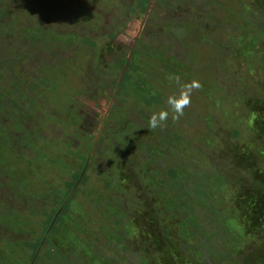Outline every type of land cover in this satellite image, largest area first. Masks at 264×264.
Here are the masks:
<instances>
[{"label":"trees","instance_id":"trees-1","mask_svg":"<svg viewBox=\"0 0 264 264\" xmlns=\"http://www.w3.org/2000/svg\"><path fill=\"white\" fill-rule=\"evenodd\" d=\"M16 1L17 0H0V18L4 17V10L6 12V15H8L9 11L13 10L12 6L7 5L5 7V5L15 4L17 3ZM158 1L160 0H154V6L151 8L150 11V23L148 25L150 31L158 30L156 33H159V29H161L164 31V33H171L172 30L168 31L169 28H177L179 29V33H175L173 37H176V40L179 42V40L181 39L180 31H182V25L176 23L175 28L170 26L164 28V26L160 23H153V20H155L154 15L157 12V4L155 5V3H157ZM194 1L199 2L200 0H186L187 3L192 5V8L194 7L199 11H205L202 5L207 6V0H203V2L199 5L196 2L193 5ZM228 1L229 6L226 12L227 17L225 19H222L220 15L223 12L214 11L213 16L215 17V21L214 23L206 25V28L208 30L205 34V37H211L214 39V41L216 42L215 45L221 47V49L218 50L217 53L222 54V56H224L230 64V66H227L226 69L233 82L229 80L227 82L226 87H224V83H220L222 82V77L219 78L213 73L209 74V80L211 79V85H213L212 79L219 82L218 87L216 85L215 87L217 90H219L217 92L224 97L225 104L227 105V108L225 109L227 111L226 113L228 114V118L225 120L226 124L230 125L229 128L237 125V119L234 117V115H236L237 118H240V116H245L246 119L243 118V121L248 119V112L250 115H253L254 122L252 121V126L251 124H249L248 126V129L250 131L247 130V133H240V130H231L230 133H237V137L234 139V142H232L233 144L229 142L230 140H228V134H225L224 136L223 134L219 135L218 133H212V135H217L214 137L213 142L218 140L219 137V141L215 145H209V142L206 141L205 138H203V142L207 144L196 143V146L193 145V150H190L189 148H191L192 145L189 143L187 144L188 150L185 151H187V153L191 155L192 161H188L189 163H185L189 165V168L182 171H177V163L181 162L180 164L182 165L183 159L180 158V155H182V153L178 151L176 141L180 140L181 136L183 137V139H185V137L183 133H177L178 131L176 129L173 133H169V131L166 130L165 126L170 125L172 128H169V130H173L175 126L180 123V121H178V118L173 119L172 111L171 109H168L171 111V115L168 116L170 119H167V121L161 127L150 129L148 122L151 116L154 113H158L160 111V107L164 106L165 103H167L168 98L167 96L159 95L157 92L153 94L149 90L160 88V91L164 92L163 89L167 86L164 85L162 79H166L168 84L171 83V79H175V81L172 80V84L174 83V85L171 88L173 90L180 91L182 90V87L188 82H185L181 79L177 81L175 76L178 73L183 74L184 72L189 74V72L192 70L189 66L187 67L186 63L180 58L184 54L183 51H181L179 55L175 56L173 55V49H171L170 47L164 48L165 50L163 51L154 47L153 44L155 43L150 42L149 44H146L147 46L144 45V48L148 49V52L146 53L141 48V45L143 46L144 44L142 42V37L144 36L142 33L140 39H138L136 51L134 52L131 62L127 66L126 72L124 73L123 79L121 80V76L123 74V71L125 70V65L127 63L128 56L131 53V49H129L125 44H114V41L116 40L115 37L119 34H122V32L128 26V24L119 23V20L114 17H112L113 22L110 25L105 24L101 26H95L92 23H80L77 25L78 27H85L86 29H91L94 31H100V29L106 30L103 34L106 36V40L108 39L111 42H107V45L101 46V58L97 61V63H100L99 65L101 66V70L98 71L97 69L94 74H91L89 76L88 74L83 73L86 71V65L83 67V70L81 68L79 70L78 76H76L75 80L71 82L69 88V97H71L72 99L66 100L75 101V99H77L73 94V89L75 87L73 86L74 84H77L75 87V89L77 90L76 95L90 93L89 97L93 99H98V97L100 98L101 95L109 94L110 96H108L110 97L111 101L112 99H114L113 105L111 106L110 114L107 116L105 128L103 129V131L105 132L104 135H106L107 137H109V135L112 136L114 142L109 147L107 157L112 160L111 156H115V159L116 156H118V159L113 161L114 166L116 164L117 167L116 171L118 172L119 169L125 171L126 178L128 179V181L134 178L133 182L130 181V185L135 184L137 182V180L135 179L140 178L138 174L137 176L134 175L135 171L139 172V166L136 165L135 159L131 158L134 156V153H130V149L133 147L136 149L140 148V145H138V141H140L142 133H154V142L156 143L155 147H157V150H155L153 147L152 150L149 151L148 149L149 152H147L152 159V163H156L157 161L161 160V156H163L162 154L164 153H166V155H178V159L181 160L176 161L175 166L168 165V167H175V170L176 172H178V174L179 172H181L183 180L189 178L193 180V190L190 191L187 190V188L186 190H184L183 193L188 192L189 195H196L197 193H199V196L202 193L203 198H201V204L204 203L205 205V202H211L212 200H214V197L216 198V196H214V192H216L215 190L217 189V185H219L218 182H221V180H225V177L226 179L230 178L227 181L228 183L232 184L230 198L231 203L233 205V211L227 213L228 215L226 214V217L222 219L224 223H221L219 220L216 221V224L219 225L217 229L221 230L223 234L220 243V247L222 249L217 248V244H214L216 250H214V248L213 250L211 249L212 264H264V0ZM147 2L149 4V2L151 1L125 0V4L131 11V13L127 14L131 16L134 15L135 17H139L142 14L145 15L149 7ZM205 16L206 15H204L203 17L202 14H199L198 19L204 21V23H207ZM238 17L242 18L243 23H239L238 21H236ZM124 18L127 19V15ZM73 27L75 28L76 25ZM209 31H213V36ZM90 41L89 39H85V43L91 45L95 42L98 43L97 40L91 42ZM207 41L210 40L207 39ZM172 43L175 45L173 41ZM205 44H203V46L207 45ZM179 45H181V47ZM203 46L202 49L204 48ZM177 47H180L182 48V50H185V45L182 44L181 41L179 42ZM147 54H149L150 57L157 64V66L154 65L157 71H151V74L147 73L146 71V69H149V66L151 65L150 62L146 60ZM203 54L204 53L201 50L199 54H195L191 57L192 67L194 65H201ZM206 56H209V54H204V57ZM74 58L75 57L73 56L70 58V60L73 61ZM163 58H167L172 64H167L166 67V65H164L165 61ZM90 60L92 61L93 59ZM90 60L87 61V64L89 66ZM161 62L164 65L163 67L168 69L170 72H167V70L164 68H159ZM143 67H145V69ZM142 74L145 75L143 78V81L145 82L142 81L144 87H138L137 81L140 80V77H143ZM146 74L152 77L151 81H149L151 87H148L149 90L147 91L148 93H150L149 95H147V92H142L143 88L147 90ZM46 75L47 73L41 70V72L38 74V77L35 78L36 82L37 78H39V83L37 82L38 84H40L37 88L39 93H41V88L45 90L48 89V84L45 83ZM58 78L62 80L64 79V77L62 78L60 76H52L50 79L53 83L56 82V79ZM120 80L121 85L118 88ZM86 82H88L87 86ZM234 82H236V85H234L233 87ZM54 86L56 85L54 84ZM178 87L181 89H178ZM200 89L201 86L199 87V89L197 88L195 95H198L200 97L199 99H201L200 101L202 102L205 97L202 91L198 92V90ZM116 90L117 94L114 96ZM206 90L203 89L205 93H208V91ZM231 90L233 92H231ZM51 98L52 100L55 99V97ZM160 98L163 101L160 102V104H157L156 100ZM237 98L242 99V101H236ZM131 99L135 101L134 105H128V102ZM121 100L123 101L122 106L118 108V102ZM75 104L76 102H72L71 106ZM203 104H205V101L201 103V108L196 110L200 112L204 107ZM244 106L248 108L247 111H245L244 113L237 112V110L239 109H245ZM54 107L55 106H53V108ZM207 107L209 109L208 105ZM46 108L47 111L45 112V114L49 115L48 113H50L51 107ZM187 108L188 107L184 108L183 110L184 114L183 119H181V122L194 115V113L191 112L193 107L191 109ZM207 110H203L201 112L202 115ZM134 111H137L138 117H140L141 120L144 122V126L142 124H136L134 122L131 123L127 120L126 112L132 113ZM69 112L71 115L72 112ZM144 112H147V114L143 115ZM115 113L116 116L118 115L119 118L126 117L122 122L118 120V124L122 127V129H124V133L128 134V136H126V134L125 137H121L120 139L119 137L115 139L116 136H113L111 134L113 133L111 123H113V119H115V117L113 118V115ZM53 119L54 121H56L55 117H53ZM71 119L73 125L78 124L77 116H71ZM203 123L208 124L209 130H207L206 133H211L210 128L212 127V125L219 126L221 124V120L217 119L215 115H212L210 118H208V121L203 119ZM84 129H86L85 132L88 133L89 128L85 126ZM225 137L229 142L228 144H226L227 142L225 141ZM239 137L242 141L241 146L239 145V141H237ZM216 145L219 149L223 150L225 155H229L230 153V155L232 156L231 161L233 162L232 166H227L228 164L225 165L227 161L226 163L220 164L219 158L221 156L217 157L219 153L215 152L214 155L213 151L210 152L211 150L216 149ZM201 146L205 147V149L203 150ZM208 146H213V149ZM165 147L166 150H163ZM173 147L175 149H173ZM138 151L143 150L139 149ZM75 157L76 155H74V157L72 156L71 158L74 159L76 162ZM87 158L88 155H86L85 158H83L82 156L80 157L79 161L82 164L78 172H76V176L72 177V180L70 179V182H68L71 189H67V191L69 192L66 196L71 193V191L78 182H87L86 177H82L83 167L86 165ZM170 162L171 161H169V164ZM212 164L214 166L216 164V168L218 171H216V169H213ZM223 164L225 166H223ZM218 165L220 167H223L226 171L222 173V168L220 169ZM148 169L149 167L147 164V160L145 162H141L140 172L144 171V173H146V177L150 178V172H147ZM216 176H219V178H215ZM213 178L216 179L217 182L214 181ZM78 185L80 186L81 184ZM182 187L184 186L182 185ZM168 189H165L167 194L172 193L170 191L168 192ZM177 194H179L178 191ZM76 195L77 193L75 191L72 197H75ZM209 197L213 198L209 199ZM64 202L62 204L60 203L59 206H56L54 208V213L52 214L51 220L49 217H46L48 222L43 225V228L40 227L38 229L31 225V227L27 229V234L34 235V238L36 236L35 240L37 241V247H41L42 244L44 245L46 241H48L52 236H55L57 234V231L59 230L58 228L61 227V225L63 224L62 212H64L65 207L68 205V202L65 205ZM193 203L198 205L192 206L193 210L196 211L198 209L200 211V216L206 213L204 210L201 209L202 206L199 202H196L194 200ZM212 211L213 216H216L213 209ZM220 211L222 212L223 210ZM208 220L212 223L214 218L211 220L210 217H208ZM52 222L53 226L51 228ZM50 228L51 231L46 238L47 231ZM218 234L220 235V233ZM165 237L167 238V235H165ZM45 238L46 241L43 242ZM39 247L37 249H39ZM173 248L174 250L177 249L175 247ZM178 251L184 252V249L182 248ZM151 252L152 251H150V254ZM24 253H26V251H23V254ZM15 254L16 253L12 255L16 256ZM179 259H182V257H180ZM30 262L31 261H29V264ZM181 264L189 263L186 262L185 258L184 262H182Z\"/></svg>","mask_w":264,"mask_h":264},{"label":"rangeland","instance_id":"rangeland-1","mask_svg":"<svg viewBox=\"0 0 264 264\" xmlns=\"http://www.w3.org/2000/svg\"><path fill=\"white\" fill-rule=\"evenodd\" d=\"M51 1H54L53 3H57L56 2L57 0H51ZM204 1H206V0H204ZM34 2L36 5L38 4V0H34ZM61 2L63 3V0L59 1V3H61ZM195 2L196 1L193 2V5ZM202 2H203V0H200L199 2H196V3L199 5ZM206 2L208 3L207 6L202 5L203 8L205 9V11H199L198 9H196L194 7L192 8L191 7L192 5L187 3L186 0H160L157 3H155V5L157 4L156 5L157 12L154 15L155 20H153V23H155V22H157L158 24L160 23L164 26V28H166L168 26L175 28L176 23L182 25V31H180V33H181L180 38L181 39L179 40V42L181 41V43L185 45V50H182V48L177 47L179 42L176 40V37L175 38L173 37L175 33H177V34L179 33V29L169 28L168 31L172 30V32L171 33L170 32L165 33V34H164V31L161 29H159L160 30L159 33H156L158 30L150 31L148 24L145 25V28H144L145 30L143 29V35L145 37L144 36L142 37L143 38L142 42L144 44H143V46L141 45V48L146 53L148 52V49L144 48L145 47L144 45L149 44L150 42L155 43V44H153V46L158 48V49H161L163 51L165 50L164 48L170 47L171 49H173V55H175V56L179 55L180 52L183 51L184 54L180 58L186 63L187 67L189 66L191 68L192 71H190L189 74L186 72H184L183 74L178 73L175 77L176 78L178 77L179 80L181 79L185 82H188L185 85H189L193 81H195L197 83L202 81L203 86L201 87V89H204V90H206V86L204 83L206 81H208L207 86L210 88V89L206 90V91H208V93H205V91L201 90L203 92L204 97H205V99H203L202 102L205 101V104H203L204 107L200 112L196 109L201 108L202 102L200 101L201 99H199L200 97L198 95H195L197 88H193L191 90V92L189 93L190 102L186 107H188L189 109H191L193 107L191 112H193L194 115L189 117L185 121H182V122H181V119H183V116L178 117V121H180V123L177 124L173 130H169V128H172L170 125L165 126L166 130H168L169 133L170 132L173 133L176 129L178 131L177 133H183L184 137H185V139H183V137L181 136V139L176 141L178 151L180 153H182V155H180V158L183 159L182 165L180 164L181 162L177 163V166H178L177 171L178 170L182 171V170L189 168V165H187L185 163H189L188 161H192L191 155L188 154L187 151H185V150H188L187 144L190 143L192 146L189 149L193 150V147L196 146V143L207 144V143L203 142V138H205V140L209 142V145L210 144L215 145L219 141V137H218V140L213 142L214 137L217 135H212V133H214V134L218 133L219 135L223 134L224 136H225V134H228V137H229L228 140H230L229 142H231V144H233L232 142H234V139L237 137V133H235V132L230 133L231 130L235 129V130H240V133H247V130H249L248 129L249 124H251V126H252V121L254 122L253 115H250L249 112L247 113L248 119L244 120V121H243V118L246 119L245 116H240V118H237L236 115H234V117L237 119V125L236 126L229 128L230 125H227L225 122V120L228 118V114L226 113L227 111L225 110L227 108V105L225 104L224 97L217 92L219 90H217L215 87V85L218 87L219 82L212 79L213 85H211V79L209 80V77H210L209 74L213 73L215 76L220 75L219 78L222 77V82H220V83H224V87H226L227 82L229 80H231V77L227 73V70H226V67L230 66V64L228 63L227 59L224 56H222V54L217 53V51L220 50L221 47L220 46L218 47L215 45L216 42L214 41V39H213V41H207V39H210V38L205 37V34L207 33V30H208L206 28V25H209L210 23H214V21H215V17L213 16L214 11L223 12L220 15V17H222V19H225L227 17L226 12H227V8L229 6V1L228 0H207ZM117 3L119 5V8H121V10L125 13H122L121 11H116V13H114L113 17L118 19L119 23H125L126 18H124V17L127 15V13H131V11L128 9L127 5L125 4V0H117ZM199 14H202L203 17H204V15H206L205 19H206L207 23H204V21H201L198 19ZM144 20H145V16L143 14L140 15L139 17L133 18L130 21L131 23H128V26L126 27V29L124 31L122 30L123 31L122 34H119L115 37L116 40L114 41V44H117V43L125 44V45H127V47L129 49H132L134 47L133 44H134L135 40L137 38H139L137 36L139 35V33L142 29V25H143ZM236 21H238L239 23L240 22L243 23V20L240 17H238ZM107 22H109V21H107ZM51 24H52V27L55 26L54 25L55 22H52ZM27 26H30L31 29L34 28V26L29 24V23H27ZM73 26L74 25H71V27H69V30H68V34H70V36L63 35L60 38V37H57L55 34L48 33L42 37L44 40L43 41L44 45H42V43L39 42L34 47H31L32 55H31V65L29 67L30 68L29 74H31L32 78L38 77V74L42 70L41 69L42 63H44V65L49 63V60H46L48 54L51 52V49L49 48L48 44L52 45V49L55 52L57 43H59L60 41H64V40L68 41L67 45H69L71 47H73L72 46L73 42H70L69 40L75 39L79 43H81L82 46L85 44L89 45V46L93 45L94 47H96V50L98 49L97 46H99L98 45L99 43L106 42V36L103 34L106 30H101L100 27H99L100 31H94L91 29H86L85 27H78L77 25L75 28ZM209 32L213 36V31H209ZM153 33H155V34H153ZM156 34H158V35H156ZM77 35L82 36V37H86V38H92V39H94V37H98L99 40L97 41L98 43L95 42V43H92V45H91L88 43H84L85 42L84 38L79 39V38H77ZM140 35H141V33H140ZM153 36H154V38H153ZM12 39L14 41H16L15 38H12ZM172 41L175 43V45L172 43ZM12 44H14V43L12 42ZM54 44H56V45H54ZM203 44H205L206 46H203ZM74 45H75V43H74ZM202 46L204 47L203 49H202ZM7 49L8 48L6 47V44H5V48L3 49V51L6 52ZM74 49L76 50V47ZM201 50L205 55L209 54V56L204 57V54H203L201 65H194L192 67L191 57L194 56L195 54H199ZM16 52H18L19 54H22L24 52V50L22 48H20V46H19V50L18 51L16 50ZM13 55L15 56V53ZM73 55L75 57L73 59V61L68 59L62 63L57 62L56 64H52L50 66L51 68L48 67L49 69L47 71V75L45 78V83L48 84V89L47 90H45L43 88L40 89L41 93L39 95H36L37 100L35 101L37 103L36 105H39V106H32L33 111H39V112L40 111H42V112L47 111L46 106H41V105H43V103H45V101H46L45 97H47V96L55 97V99L53 100L54 103H58V102L66 100V99H72L71 97H69L70 96V89L69 88H70L71 82H73V80H75V77L78 76L79 70L81 69V63L83 61H85L84 56L87 57L88 54L79 53L78 51H74ZM82 55H84V56H82ZM16 56L18 57V54ZM146 57H147L146 60L149 61L151 64L149 66V69L148 68L146 69L147 73L151 74V71H157V69L154 67V65L157 66L155 61L150 57L149 54H147ZM60 58H61V52H60ZM163 59L165 61L164 65H166V67H167V64H172L171 62H169V60L167 58H163ZM88 60H90V59H88ZM127 62H129V61H127ZM126 65H127V63H126ZM126 65H125V68H126ZM164 65L161 62L159 65L160 69H163ZM16 68L19 69L18 67H15L12 65L9 67V65H7L5 68L0 67V72L4 73V72H7L6 70H12L15 73L14 75L16 77L15 83H18L16 73L23 71V69L16 70ZM25 68H27V67H25ZM164 69H166V68H164ZM26 70H28V68ZM166 70H167V72H170L168 69H166ZM62 73L64 74V79L62 80V79L58 78V79H56V82L52 83L50 78L52 76H62ZM82 74H81V76H82ZM18 76H19V74H18ZM142 76L143 77H140L139 78L140 80L137 81L138 87H140V86L144 87V85L142 84V81H143V78L145 75L142 74ZM38 79L39 78H37V82L39 83ZM151 79H152V77L147 75V78H146L147 90L143 88L142 92L143 91L147 92L149 90L148 87H151V85L149 84V81H151ZM162 80H163L164 85L167 86L166 88L164 87V89H163L164 92L160 91L161 90L160 88L159 89L156 88L154 90H149V91H151L153 94L155 92H157L159 95L167 96V98H169V97H173V96L179 97L182 90L183 91L187 90L184 88L185 85L182 87V90H180V91L173 90L171 88L174 85V83L172 84V80L175 81V79H171V83H169V84H168L166 79H162ZM231 81L233 82V80H231ZM37 82L34 84L36 89L40 85ZM143 82H145V81H143ZM54 84L56 86H54ZM87 84H88V82H86V86H87ZM76 85L74 84L73 86L76 87ZM234 85H236V82L233 83V87H234ZM75 87L73 89V94L77 98V99H75V101L69 100V104L67 106H64V107L54 105L58 111L55 109V107L53 109L51 108L50 112H51V114L53 113L56 122H59L60 124L63 122V120H64L63 115L66 113L68 114V112L70 111L69 107H71L72 102L73 103L76 102L77 104L79 103L82 107V110H84L85 115H87V114H88L87 116L90 115L89 116L90 120H88L89 123H93V119L91 120V117H93V115L96 116V120H98L99 118L103 119V117L107 113V110L109 108V104L111 103V99L109 97L110 95L109 94H108L109 96L108 95H101L100 98L98 97V99L97 98L93 99V98L89 97L90 93H87V94L84 93L82 95H76L77 90L75 89ZM235 88H236V86H235ZM178 89H181V88L178 87ZM231 92H233V91L231 90ZM149 94L150 93L147 92V95H149ZM134 97H135V95H134ZM161 98L156 100L157 104H160V102L163 101ZM237 100L242 101V99H240V98H237L236 101ZM206 101H207V104H206ZM122 103H123L122 100L119 101L117 107L120 108L122 106ZM134 103H135V101H133V99H131L128 102V105H134ZM207 105L209 106V109H208ZM41 107H42V110H39ZM168 109H170L168 103H165L164 106L160 107V111H168L169 115H171V111ZM203 110H207V111L205 113H203V115H202L201 112ZM247 110H248V108L245 107V109H239V110H237V112L244 113ZM146 114H147V112L143 113V115H146ZM69 115H70V112H69ZM72 115H73V112L71 113V116ZM172 115L174 116L175 113L172 112ZM212 115H215L217 119L221 120V124L219 126L218 125H212V127L210 128L211 133H206L207 130H209L208 124L203 123V119L208 121V118H210ZM71 116H70V118H71ZM114 117H115V119H113ZM126 117H127V120L130 121L131 123L134 122L136 124H142L144 126V122L141 120L140 117H138L137 111H134L132 113L126 112ZM126 117L119 118L118 115L116 116V113L113 115V118H112L113 123H111V128L113 130L112 131L113 133H111V134L113 136H116L115 139L117 137H119V139L121 137H125V135L127 134V133H124V129H122V127L118 124V120H120L122 122ZM169 119L170 118L168 117V120ZM93 129L91 127V129H89L88 132L89 133H96L97 129H95V131H93ZM212 129H214V130H212ZM52 130H53V133H60V134L62 133V130L58 129V127H56V129H52ZM103 133H105V132L103 131ZM104 136H105V138H103L102 142H100L98 145V147L102 146L101 149L103 150V151H101L102 153L100 152V154H101V166L100 165H99V167L96 166L95 169L92 171L91 180H88L86 182V184H85V182H82V183L78 182L70 193V194H72L73 192L76 191V193H77L76 196H79V195L81 196L83 189L88 187L85 190V194L87 196L85 198V200L92 199L91 201H92L93 205H95V207H98L100 205L99 210H106L105 207L103 206V204H105V202H104V199L101 198L99 195H95L96 190L97 189L104 190L102 185L105 181L108 184H106L104 186V188L108 190L109 184H113L115 181V178L118 179L119 180L118 183L121 184L122 183L121 177H122V175H125V171L120 170V169L118 172L115 170V172L117 173V176L114 175V172L110 174L109 169L111 167V162H110V158L107 157V152H108V148L114 142H113L112 136H109L107 138H106V135H104ZM126 136H128V134ZM220 138H222V137H220ZM228 140L225 137V141L227 142L226 144L229 143ZM64 141H65V139L61 142L64 143ZM237 141H239V145L241 146L242 141L240 140V137L237 139ZM73 143L74 144H72V145L77 146L75 144V141ZM64 144H65L64 145L65 149H67V145H69V144L68 143H64ZM138 145H140L139 149H142L143 151H138L139 149H136L133 147L130 149V153H132V154L134 153L133 154L134 156L131 158L135 159L136 165L139 166V172L135 171L134 175L137 176V174H138V176L142 177L141 173L143 175H145V173H144V171L140 172L141 162H145L148 159L152 160L150 155L147 152L152 150L153 147L155 150H157L156 149L157 147H155L156 143L154 142V133H142V137H141L140 141H138ZM80 146L82 147V144ZM208 147L213 149V146H208ZM208 147H207V149H208ZM201 148L203 150L205 149V147H203V146H201ZM148 149H149V151H148ZM212 151H213L214 155H215V152L219 153V155L217 157L221 156L219 158L220 164L226 163V161H227V163L225 165H227V164H228L227 166L233 165V162L231 161L232 156L230 155V153H229V155H225L223 150L219 149L217 145H216V149H213L210 152H212ZM3 155H4L3 153L0 154V156H3ZM162 155L166 158L161 159V160H163V163H160L162 168H163V173H160V176H161L160 178L166 177V180H165L166 183L167 182H175L177 184L182 183L181 187L183 185L185 188H188L187 190H190V191L193 190V187H192L193 180H191V178L183 180L181 172H179V174H178V172H176V170H175V167H173V168L168 167V165L175 166L176 165L175 162L178 160H181V159H178V155L177 156L166 155V153H164ZM38 156H41V154H38ZM47 157L48 156H46L45 154L43 155L42 159L44 158V161L42 164H44V165L48 164L49 165L48 167L53 168V170L51 171V177H49V180L53 181V185L56 189L61 187L60 189L63 192V193H61V196H60L61 198L56 201V204H54V206L59 205L64 200H65L64 203L68 202V204L70 205L72 201H70L69 197H67L65 199V196H64V194L66 195L69 192V191H67V189L68 190L71 189V187L69 186L67 178H70L72 180V177L76 176V172H78V170L80 169V166L82 164L79 161L81 156L76 155V157H75L76 162H75L70 157V155H68L65 152L64 153H62V152L57 153L56 152V159H53L52 153H51V154H49V159H50V162L53 164L46 163ZM117 159H118V156H117ZM26 160H27L26 157L23 155V153H21L20 158L16 157L13 164H14V166L18 167V164H17V162H18L20 165H22V167H25L27 165ZM169 161H171L170 164H169ZM157 163H159V162L157 161ZM37 164L41 165V163H39V162H37ZM225 165L223 164V166H225ZM17 167H14L12 169V171L15 170L14 172H10V175H11L10 180L12 179L13 174L14 175L18 174L17 170H16ZM112 169H113V167H112ZM213 169H216V171H218L216 168V164H215V166L213 165ZM220 169H221L222 173L226 171L223 167H220ZM215 178H219V176H216ZM1 179H3V178L0 177V180ZM42 179H43V175L41 174V175H39V181ZM229 179L230 178L226 179V177H225V180H221V182L220 181L218 182L219 185H217V189L215 190L216 192H214V196H216L217 199L214 197V200H212L211 202H205L204 201L205 205H204V203L201 204L202 203L201 198H203L202 193L200 194V196H199V193H197L196 195L195 194L189 195L188 192L183 193L184 190H186V189H182L181 192L179 194H177V200L180 201V204L182 206L183 211L188 212L191 215L189 217V219H195L196 220L197 218L200 217L198 219L197 227L192 228V226L189 224L192 222V220L187 221L186 224H189L186 227L187 233L185 232V235L181 236L182 240H179V238H178L175 241V242L179 241L178 245H177V246H179V248H181L180 244L184 243V239H187L189 242H191L190 244H187V245H188V248L190 245L194 249V253H196L194 263L212 264L211 253L208 252V246H213L214 244H217L216 245L217 248L222 249L220 247L221 246L220 243H221V240H222L221 237L223 236V234H222L221 230L217 229L219 227V225L216 224V221L219 220L221 223H224L222 221V219H224L226 217L227 213L233 211V208H232L233 205L231 203V198H230L231 197V191H232V184L228 183L227 180H229ZM39 181H38V183H39ZM162 181H164V180H162ZM214 181H216V179H214ZM5 182H7V181H5ZM19 184L21 185V188H23V184L21 182H19ZM78 184H81V185L79 186ZM84 184H85V186H83ZM160 184H161V182H160ZM123 185H124V183L122 185H120L119 187H116L115 190H119V188L121 186L123 187ZM6 187L9 188V192H8V190L5 189V191H7V193L6 194L3 193L2 197L6 198L7 200L10 201L12 199H10L9 196L12 194L13 202L16 201V204H18V206L16 207L17 209L15 210L18 212L17 217H12V218H13L15 223L20 224L21 231L23 233H27L26 232L27 228L24 226L27 225V222H28V220L26 219V216L29 213V211L27 209H29L30 205H31L30 208H32V210L37 211L38 213H42L43 211H49L50 206H52V205L49 204L48 202L40 203L38 201V203L34 202V204L30 203L29 205L27 203H25L24 204L25 208H24L23 204L20 205V203L23 202L22 201L23 197L22 196L18 197V195H16V192H14L13 185L10 186V185L6 184ZM109 194H111V193L105 192L104 196H106L108 198ZM136 194H137V189H136V187L133 186L131 188L130 192L119 200L122 202L117 203V204H121L123 206V208L128 211L127 213H131L129 206L131 209H133V207L129 204L136 198V196H135ZM53 197H55V196H53ZM211 198H213V197H209V199H211ZM85 200L81 201L80 203H81L82 207L84 206L88 212L89 209L91 210L92 205L88 204ZM189 200L190 201L195 200L196 202H199L202 206L201 209L204 210L207 214L205 213V214L200 216V211L197 209L196 214L198 217H196L191 212V211H193V209H191L189 206V203H190ZM112 205H115V203H112ZM194 205H197V204L194 203ZM67 207L68 206H66L64 209V212H62V214H63L62 215V223H66V225H67L70 222V220H72L70 222V225L75 227L77 222H80V221L82 223L85 222V219H82L81 214L74 211V210H73L74 211L73 214L71 213V214L64 215V213L67 212ZM106 207H108V205ZM18 209H20V210H18ZM212 209L214 210V213L216 214V216H213ZM219 209L223 210V211L221 212ZM61 211H62V209H61ZM25 213H26V215H25ZM96 213H97L96 217H99V221L100 220L102 221L104 219V216L100 215L101 212H96ZM131 214H133V215H130V217H132L133 219H131L127 223H125L124 226L120 229H121L122 235L125 239H126V237L128 238V236L131 234L132 236H134V237H132V239L134 241V239L136 237V234L134 232L136 230H138L139 228L140 229L144 228L145 223H146V219L143 217L142 213H131ZM5 217H7V215H4V216L1 215L2 219H4ZM49 217H51V213H49ZM208 217H210L211 220L214 218L212 223L209 222ZM205 219L207 221H205ZM50 220H51V218H50ZM52 224H53V222H52ZM39 225H40V215H35L32 226L39 229L40 228ZM50 231H51V228L47 231L46 238H47L48 234L50 233ZM13 232H15V231H13ZM218 233H220V235ZM215 234H218V235H215ZM12 235H13V233L11 234V237H12ZM89 235H95V233H90ZM99 235L100 234H96L97 237H102ZM31 236L32 237H29L30 239H27L28 238L27 235H25V236L22 235L21 240L19 241L18 244L12 242V240L8 241V243L11 245L13 250H11L12 252H9V255H5V257H3L2 260H0V264H7L10 256L12 254H14L15 252H16V256L12 255L10 258L11 260H16L17 263L21 262L23 264H29L30 253L28 251H26V253L23 254V251H16V249H19V250H20V248L23 249V246L25 245V247L27 246L28 248H30L32 246L31 250H33L35 248L36 243H34L31 240V238H33L34 235H31ZM143 236L146 238L147 232H143ZM172 238H173V235H171V239ZM22 239H24V240H22ZM8 243H7V245H8ZM65 243L68 245V249H69V252L67 253V255L70 256L73 253V257L75 256V258L77 259L79 254L82 252V254L85 253V255H86L85 256L83 254V256L85 258L83 260H81L82 262H85L84 264H90L91 262L93 263L94 260L96 261L94 254H97V253L96 252L91 253V251L88 252V248H86L83 245V243H81L78 240V238L76 237V234H70V237L68 238L67 241L65 240ZM50 245H52V244H50ZM52 252H54V251H51V253ZM59 252H60L59 253L60 256L59 257L57 256V258L58 259L60 258V260H56V261H60L59 264H74L73 261L68 263L65 260V257L67 258V255L65 257H63L64 255L61 256V254H63L64 250L59 249ZM102 252L105 253L106 250H102ZM169 252H171L173 254L176 253L177 256L182 257V259H179V261H176L174 258H168L166 256V261L170 262L171 264H179V263L184 262V260H185L184 252H186V250L184 252H179L178 250L169 251ZM39 253H40V249H37L36 256H38ZM134 253L136 256H137V254H139L137 250H135ZM189 253L192 254V252H189ZM146 254L147 253H145L144 256H146ZM166 254H167V250H166ZM151 255H152V253H151ZM73 257H71L69 260H72ZM32 262H34V261L32 260L30 262V264H33ZM37 264H39V262H37Z\"/></svg>","mask_w":264,"mask_h":264},{"label":"crops","instance_id":"crops-1","mask_svg":"<svg viewBox=\"0 0 264 264\" xmlns=\"http://www.w3.org/2000/svg\"><path fill=\"white\" fill-rule=\"evenodd\" d=\"M59 1L60 0H57V3H53L54 1L51 0H38V4L36 5L34 0H17V3L15 4L5 5V7L7 5L12 6L13 10L9 12L7 11L8 15H6L4 10V17L0 18V67L5 68L7 65H9V67L12 65L18 67L19 69H23V71L16 73L18 83H15L16 77L12 70H6L7 72L4 73L0 72V148L2 150L0 151V154H4L3 156H0V177L3 178L0 180V231H15L12 237H6V235L2 237L0 235V260H2L5 255H7V252L9 255V252L13 250L8 241L12 240V242L18 244L22 235H27V239L32 237L30 234L23 233L20 229V224L15 223L12 218L17 217L18 212L15 210L17 209L16 207L18 204H16V201L13 202L12 194L9 196V198L12 199L10 201L2 197L3 193H7L5 189L9 192V188L6 187V184L10 186L13 185L16 195H18V197H23V202L20 203V205L23 204L24 208L25 203L29 205L30 203L34 204V202L38 203V201L40 203L48 202L52 205L49 209L50 212L43 211L42 213H38L37 211L30 208L31 205L29 209H27L29 211L26 216L28 222L24 227L29 229L33 224L34 216L40 215L39 227L43 228V225L48 222L46 217H49V213H51V217L49 218H52L54 208L56 207L54 204H56V201L61 198V193H63L60 189L61 187L56 189L53 185V181L49 180L53 168L48 167V164H42L44 161V158L42 159L43 155L45 154L48 156L46 158V163H51L49 159V154L51 153L53 159H56V152H65L70 155V157H74V155H80L85 158L86 155L90 154V149L93 144L97 145L96 152L100 153L103 151L101 149L102 146L98 147L99 143L102 142V139L105 138L104 133H102L103 130L101 134L97 132H85V123L90 115H85V112L82 110V107L79 103L72 105L71 107L73 108L69 107V110L74 113L72 116L76 115L78 117L77 125L72 124V119L70 118L71 115H69V113L63 115L64 120L60 124L59 122L54 121V115L53 113L51 114V112L48 113L49 115H46L45 112L42 111H33L32 106H39L36 105L37 103L35 101L37 100L36 95H39L40 93L34 86L36 83L35 78H32L31 74H29L32 55L31 47H34L39 42L44 45V40L42 37L45 34L52 33L60 38L63 35L70 36V34H68V30L71 25L75 26L80 23H92L95 26L105 25V22L112 18L116 11H123L121 8H119L117 0H63V3H59ZM128 17L125 20V24L131 23L130 18H135L134 15H128ZM51 21L55 22L54 27H52ZM27 23L33 25L34 28L31 29L30 26H27ZM12 38H15L16 41H14ZM78 38H84V40L89 39V41L99 40L98 37H94V39H92L78 36ZM69 41L73 42L72 46L74 48L76 47V50L73 47L67 45L68 41L65 40L57 43L55 52L52 49V45L48 44L51 52L48 54L46 60H49V63L45 65H43V63L41 65L42 71L47 73L52 64H56L57 62L62 63L68 59L70 60V58L74 56V51L88 54L87 57L82 55L85 57V61L81 63V68L83 70L85 65L88 67L87 69L85 66L86 71L83 72L84 74H89L90 76L91 74H94L97 69L98 71L101 70V66L99 65L100 63H97V61L101 58V46L107 45L111 42L110 40L107 39L106 42L99 43L98 50H96L94 46H89L86 44L82 46L81 43L75 39ZM12 42L14 44H12ZM5 44L8 48L6 52L3 51ZM19 46L24 50L22 54L16 52V50H19ZM14 53L15 56L13 55ZM17 54L18 57L16 56ZM88 59H93L90 61V66L87 64ZM25 67H27L28 70H26L27 68ZM19 69L16 68V70ZM60 77L63 78L64 74L62 73V76ZM45 100V103H43L41 106L51 107L52 109L54 105L64 107L69 104V100H64L56 104L53 102L51 96L45 97ZM113 102L114 99H112L111 103L109 104L110 108L113 105ZM39 110H42V107ZM56 127L62 130L61 134L53 133L52 129H56ZM89 129H91V127ZM93 131H95V127ZM64 139V143L69 144L67 145V149L64 147L65 144L61 142ZM74 141L77 146L72 145L74 144ZM81 144L82 147L80 146ZM21 153H23V155L26 157L27 165L22 167V165L17 162L18 167L14 166V160L16 157L20 158ZM38 154H41V156H38ZM37 162L41 163V165L37 164ZM14 167H17L16 170L18 174H13L12 179L10 180V172L15 171H12ZM41 174L43 175V179L39 181V175ZM67 179L68 182H70V178ZM19 182L23 184V188H21ZM86 188L83 189L84 192L82 191V197L80 195L72 197L75 192L72 194L69 193L70 195L68 196H66L67 194H64L65 198L69 197V199H71L70 201L74 199L77 201V203L79 202L78 205L73 207V210L81 214L82 219H85L84 223L81 221L77 222L75 227L70 225L72 220H70L69 223L67 222V225L66 223H63L61 227L58 228L59 230L57 231V234L48 240V245L42 244L41 247L38 246L40 249L38 256H36V251L38 248L36 245L37 241L35 240L36 236L35 238L33 237L34 240L31 238V240L36 243L33 250H31L32 246L28 248L24 245L23 249L20 248L19 251L31 250L30 261L33 260V264H37V262H39V264H59L60 261H56L60 260V258H57V256H60L59 249L64 250L63 254H61V256L64 255L63 257H65L69 252L68 245L65 243V240H68L70 234H76L78 240L83 243L86 248H88V252L91 251V253H97L94 254V257L97 259V264H99V256L101 255L102 250L107 249L111 241H117L123 243L125 246L132 247V237L134 236L129 233L130 235L125 239L120 228H122L129 220L133 219L130 217V215L133 214L127 213L128 211L125 210L122 205H116L115 209L110 210V205H112V201L114 202L111 196L117 197L120 200L121 198L119 197H122L123 194L118 190H113L112 194H109L107 198L104 196V193L106 192L105 190L97 189L95 195H99L104 199L105 204H103V206L106 209L99 210L100 205L95 207L91 201L92 199L85 200L87 197L85 194ZM82 200H85L88 204L92 205L91 210L89 209L87 212L84 206L79 207ZM63 202H61V204ZM74 203L76 202L74 201ZM107 205L108 207H106ZM73 210L71 212L72 214L74 213ZM114 211L115 215L112 214ZM96 212H101V216H107L110 219V225L107 227V230L98 233L100 234L99 236L102 237H97L96 234L89 235L90 231L86 229L87 222L90 224L89 218L96 217ZM1 215H7V217L2 219ZM51 226H53V224H51ZM15 237L17 238L14 239ZM44 241H46V239L43 240V242ZM16 251L18 250L16 249ZM51 251L54 252L51 253ZM141 251L142 253H149L150 250H148L146 247L144 249V247L141 246ZM83 254L85 255V253ZM83 254L81 252L76 259L75 256L73 257L72 253L70 256L67 255L65 260L68 263L73 261L74 264H84L85 262L81 261L85 258ZM71 257H73V259L69 260ZM93 263L95 264V260ZM93 263L91 262L90 264ZM7 264L18 263L16 260H11L9 258ZM19 264H21V262Z\"/></svg>","mask_w":264,"mask_h":264},{"label":"flooded vegetation","instance_id":"flooded-vegetation-1","mask_svg":"<svg viewBox=\"0 0 264 264\" xmlns=\"http://www.w3.org/2000/svg\"><path fill=\"white\" fill-rule=\"evenodd\" d=\"M150 1L151 2H149V4L147 2L149 7H148V11L145 13V20L143 21L142 29L140 31L141 34L143 33V29L145 28V25L146 24L149 25L150 23V11H151L150 8L154 6V0H150ZM128 15L129 14H127V17ZM130 20L132 19L130 18ZM108 21L109 22H105L106 25H110L113 22V19L110 18L108 19ZM140 33L137 36L139 38H137L135 40V43L133 44V46H136V48H137V43H138L137 41L138 39H140V36H141ZM209 38H210L209 40L212 41L213 38L211 37ZM179 46L181 47V45ZM143 68L145 69V67ZM218 77H220V75ZM204 84L206 86V89H210L207 86V81ZM199 85L201 87L203 86L202 81L199 82ZM201 90L203 89H200L198 91L200 92ZM110 110L111 108L109 107L107 110L108 112L103 117V119L99 118L98 120H96V116L93 115V117H91V120L93 119V123H89L88 120L90 119L88 117L85 123L86 127L88 128L92 127V129L95 127V129H97V133L101 134L102 130L105 128V125L107 122V116L109 115ZM96 147L97 145H94V144L92 145L90 149V154L88 155V158H87L86 165L83 167L82 177L85 176L87 181L91 180V174H92V171L95 169V167L96 166L99 167V165L101 166V154L96 152L97 150ZM173 149L175 148L173 147ZM163 150H166V147ZM0 151H2L1 148H0ZM111 158L112 160H110L111 167L109 169V172L110 174L114 172V175L117 176V173L115 172L117 167H116V164L114 166V163H113V161L117 159V156H116V159H115V156L113 157L111 156ZM162 158L164 159L166 157L162 156ZM158 162L159 163L157 162L152 163L151 160L148 159L147 164H148L149 169L147 170V172L148 171L150 172V178L146 177V173L145 175L141 173L142 178L140 177V178L135 179L137 180L135 184L130 185V181L133 182L134 178L128 181V179L126 178V173L125 175L121 174L122 175L121 184L118 183L119 180L115 178L114 183L109 184L108 190L104 188V186L108 183L106 181L103 183L102 185L103 189L107 193H111V194H112V191L115 190L116 187H119L120 185L124 183L123 187L121 186L118 190L120 193L123 194L122 197L120 196L119 198H123L125 195H127L133 186L136 187L137 189V194L135 195L136 198L133 201L131 200L132 202L129 204L133 207V209H131L130 206H129V209L131 213H142L143 217L146 219V223L143 229L139 228L138 230L134 232L136 234V237L133 241L132 247L125 246L123 243H120L117 241H114V242L111 241L108 248L105 249L106 252L105 253L101 252V255L99 256V264H171L170 262L166 261V256L168 258H174L176 261H179V258H180V256L178 257L176 253L173 254L169 252V251H174L173 247L177 248L175 250H181V248H183L184 251L186 250L185 252L186 262H188L189 264L194 263L196 253H194V249L190 245H189V248L187 245V244H190L191 242H189L187 239H184V243L180 244L181 248H179V246H177L179 241L178 242H175V241L178 238L179 240H182L181 236L185 235V232L187 231L186 229L187 225L190 224L192 228L197 227L198 219L200 217L197 218L196 220L189 219L191 215L188 212L183 211L180 201L177 200V191L180 193L182 189H187V188L181 187L182 183L180 184H177L175 182L166 183L165 182L166 177L160 178L161 177L160 173H163V168L160 163H163V160H159ZM85 184L83 186H85ZM166 188L167 189L169 188L168 192L170 191L172 193L167 194L165 190ZM111 198L114 200V202L112 201V203H115V205H110V210L115 209L116 205H121V204H117V203L122 202V201H119L117 197L111 196ZM74 201L76 203H74ZM78 204L79 202L77 203V201L73 199L71 204L67 205L68 206L67 212L64 215L70 214L73 210V207ZM192 205H194V203L193 201H190L189 206L191 209H193ZM79 207H82L81 203ZM191 212L196 217H198L196 214L197 211L193 210ZM114 213L115 211L112 214ZM189 220H192V222L189 224H186V222ZM205 221L207 220L205 219ZM89 222L90 224H88L87 222L86 229L89 230L90 233H95V234L106 231L107 227H109L110 225V219L107 216L104 217L102 221L101 220L99 221V217L89 218ZM143 232H147L146 238L143 236ZM12 233L14 232H9V231L1 232L0 231V235L2 237L4 235H6V237H11ZM165 235H167V238L165 237ZM171 235H173L172 239H171ZM16 238L17 237H15L14 239ZM45 244L48 245L49 242L46 241ZM141 246L144 247V249L146 247L148 250L152 251L151 252L152 255L150 254V251H149V253H147L146 256H144L145 253H142ZM213 248L214 250H216V247L214 245L208 246V252L211 253V249L213 250ZM17 250L19 251V249ZM135 250H137L139 253L137 254V256L134 253ZM166 250H168L167 254H166ZM28 252L31 254V250H29ZM189 252H192V254ZM7 255H8V252H7ZM95 264H97V259L95 261ZM194 264H197V263H194Z\"/></svg>","mask_w":264,"mask_h":264},{"label":"clouds","instance_id":"clouds-1","mask_svg":"<svg viewBox=\"0 0 264 264\" xmlns=\"http://www.w3.org/2000/svg\"><path fill=\"white\" fill-rule=\"evenodd\" d=\"M176 79L177 81H179L178 77ZM199 87H200L199 83L193 81L191 84L184 86V88L187 90L186 91L182 90L179 97L173 96L168 98L167 103L171 111L175 113L173 119L183 116L184 114L183 110L190 102L189 93L193 88H199ZM168 116H169L168 111H160L158 113H154L148 122L149 128L155 129L161 127L167 121Z\"/></svg>","mask_w":264,"mask_h":264},{"label":"water","instance_id":"water-1","mask_svg":"<svg viewBox=\"0 0 264 264\" xmlns=\"http://www.w3.org/2000/svg\"><path fill=\"white\" fill-rule=\"evenodd\" d=\"M135 49H136V46H134V47L132 48L131 54H130V56H129V58H128V61H129V62H130V60H131V58H132V56H133V53H134ZM129 62H127L126 68H127V66L129 65ZM126 68H125V70L123 71V74H122V76H121V80H122V78H123V76H124V73L126 72ZM121 80L119 81L118 88H119L120 85H121ZM116 94H117V91L115 92L114 95H116Z\"/></svg>","mask_w":264,"mask_h":264}]
</instances>
